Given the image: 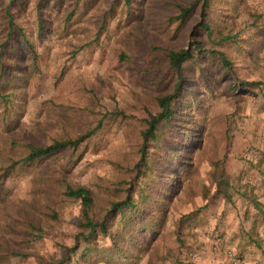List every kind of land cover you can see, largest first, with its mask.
<instances>
[{"label": "rangeland", "instance_id": "obj_1", "mask_svg": "<svg viewBox=\"0 0 264 264\" xmlns=\"http://www.w3.org/2000/svg\"><path fill=\"white\" fill-rule=\"evenodd\" d=\"M191 1L23 0L11 12L35 56L23 42L12 49V40L20 37L14 31L6 39L0 12V85L11 99L6 106L0 100V173L26 142L47 145L58 137L82 136L102 120L76 148L3 179L0 264H105L95 254L82 259L79 249L66 250L74 243L80 205L63 194L65 184L88 187L95 206L102 207L125 194L138 201V189H145L142 210L161 225L132 249L138 260L159 253L177 259L182 230L198 213L229 209L232 161L248 165L264 158V33L244 45L249 55L236 46L224 48L234 60L231 68H222L219 58L196 57L197 67L189 62L175 73L168 48H191L197 40L219 48L206 42L199 28L200 9L182 22L175 19L178 5ZM209 7L216 28L236 32L240 40L254 37V16L264 22V0H211ZM240 79L257 85L240 91ZM176 80L182 91L172 105V127L161 132L157 144L146 145L144 168L139 164L143 120L156 111V96L171 91ZM114 111L125 117L112 120ZM30 223L40 227V236H31L38 231ZM118 226L115 222L112 230ZM110 242L105 236L100 244Z\"/></svg>", "mask_w": 264, "mask_h": 264}, {"label": "trees", "instance_id": "obj_2", "mask_svg": "<svg viewBox=\"0 0 264 264\" xmlns=\"http://www.w3.org/2000/svg\"><path fill=\"white\" fill-rule=\"evenodd\" d=\"M3 1L6 2L0 8V12H2L5 27L7 28L6 39L10 40L12 33L14 31L17 32L20 38L19 40H12V49H15V43L23 42L24 46L35 56L36 52L33 43L29 40L22 27L15 22V16L11 12L12 7L18 2L23 3V0H0V3ZM42 1L44 0H38V4ZM124 2L126 5L129 4V0H124ZM210 2L211 0H193L187 6L178 5V13L175 19L182 22L191 16L196 8L200 9L202 20L198 24L199 28L205 35L206 42L210 43V45H217L219 48H208L205 46V42L201 40H197L191 48H168L167 61L173 72L180 73L189 62L197 67V63H195L196 57L198 59L206 57L219 58L222 68H231L234 60L228 57V51L224 48L236 46L241 51L239 53L249 55L248 48L244 45H248L264 33V22L258 21L255 16L251 22V27L253 28L252 36H254L252 39L248 37L246 40H240L236 32L232 33L231 30L223 31V28L217 29L211 17V10H209ZM39 22L38 33L40 34L43 23L41 20ZM241 54L237 55L240 56ZM180 84V80H176L171 91L157 95L155 98L156 111H148L143 120L144 128L140 131L142 143L139 145V164L144 168L148 166L146 145L151 142L157 144L161 132L166 127H172L173 119L175 118V110L172 105L178 98L180 91H182ZM251 85H257V82L240 79L237 84L240 91L249 92L250 90L247 89V86ZM0 100L5 106L11 101L8 96L2 94L1 85ZM109 115L112 120H116L125 117V112L114 111L110 112ZM101 123L102 120H99L98 124L85 135L74 138L58 137L47 145L26 142L23 153L18 154V158L13 159L2 168L0 185L3 179L15 172L16 169L30 167L32 164L59 150L76 148L86 137L94 134L101 127ZM63 194L77 201L80 205V215L76 221L77 231L74 234V243L72 246L67 247L66 250L74 253L79 249L80 258L82 259H85L89 254H95L105 264H136L139 256L133 254L132 249L142 247L141 243L145 237L150 235V233H155L161 225L160 219L155 220L151 214H146L144 213L145 210H142L147 199V193L142 186L138 189V201L134 199L132 194H125V197L121 200L109 201L107 207H102V204L95 206L93 194L84 185L65 184ZM115 222L119 226L118 230L113 231L112 227ZM30 228L38 231L31 234V236H40L37 234L41 231L40 227L30 223ZM105 236L111 242L109 245L105 244L102 246L100 241ZM119 237L121 239L117 241L116 239ZM61 261L66 262L67 258L65 257ZM78 264L82 263L78 262Z\"/></svg>", "mask_w": 264, "mask_h": 264}, {"label": "crops", "instance_id": "obj_3", "mask_svg": "<svg viewBox=\"0 0 264 264\" xmlns=\"http://www.w3.org/2000/svg\"><path fill=\"white\" fill-rule=\"evenodd\" d=\"M260 143L264 146V140ZM231 165L234 185L229 209L202 210L194 224L183 227L177 259L159 253L136 264H264V158L248 165L234 160Z\"/></svg>", "mask_w": 264, "mask_h": 264}]
</instances>
